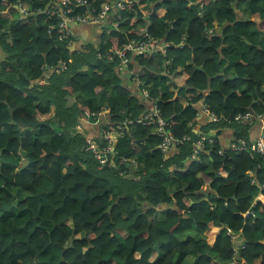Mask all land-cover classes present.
Segmentation results:
<instances>
[{
    "label": "trees",
    "instance_id": "1",
    "mask_svg": "<svg viewBox=\"0 0 264 264\" xmlns=\"http://www.w3.org/2000/svg\"><path fill=\"white\" fill-rule=\"evenodd\" d=\"M19 1L29 5L24 16ZM86 1L0 0V264H264L263 157L216 137L192 159L201 134L228 127L248 139L264 116V0H196L200 12L190 6L195 0H130L110 11L98 46L71 52L62 16H96L116 0ZM236 1L250 20L238 17ZM144 34L167 47L130 56L139 97L116 83L122 68L114 51ZM222 57L241 61L223 67ZM200 102L220 118L201 133L193 128ZM155 106L169 134L190 137L171 157L159 149L155 126L137 122ZM105 110L104 129L121 134L112 165L86 150L81 131L85 117ZM248 112L251 123L236 120ZM32 120L50 125L20 126Z\"/></svg>",
    "mask_w": 264,
    "mask_h": 264
},
{
    "label": "built area",
    "instance_id": "2",
    "mask_svg": "<svg viewBox=\"0 0 264 264\" xmlns=\"http://www.w3.org/2000/svg\"><path fill=\"white\" fill-rule=\"evenodd\" d=\"M74 1L78 4L88 6V3L86 0H74ZM66 2L68 1H65L64 4ZM130 2H131L130 0H116L112 4L105 3L101 11L98 12L96 16H92V14L89 13L88 11L83 15H78L72 18L62 16V19L58 23V27L61 30V32H63L66 36L73 37L72 31L69 25L70 21H75V22H79L82 24H89V23L103 24L106 21L107 16L112 9L122 10ZM14 7L18 9V11L21 13L22 16L26 15L27 12L29 11L28 8H25L24 1L17 2L14 5ZM52 14H54V12H52ZM114 25L117 26V23H115ZM166 47H167L166 43H161L159 40L154 39L153 37H150L147 34L146 35L144 34L142 39H140L137 43L130 42L124 45L122 48L115 50L114 55H116L120 59V63L118 66L123 69V68H127V66L129 65L131 61L130 56H136V55H141V54H148L150 56L152 55L155 56V54L158 52L165 53ZM170 65H171V60L168 59L165 63V68L163 67L165 71H167L168 73L171 69L169 68ZM65 67H66V64L61 62L58 66V69L61 71V70H64ZM144 92H143V96L147 97V94H144ZM203 107H204L205 113L209 116L211 120L213 121L220 120V118H218L216 115L211 113L204 104H203ZM254 117H255L254 115L247 113V114L236 116V120L244 121L245 123H251ZM262 117L263 116H258L256 117V119L262 118ZM137 122H142L147 125L152 124L155 126L154 131L161 137L159 148L162 152H167L171 147L178 146L179 144H182L184 141L190 140L189 136H185L184 138L179 139L169 134L167 128L170 126V124L167 120L160 117L159 111L157 110L156 106H155V109L153 110V115L150 117L149 120L138 119ZM127 123H131V121L129 119H126L123 122L122 127L125 126ZM263 126H264V122H263ZM120 128L121 127H119V129ZM107 133L108 132H104L103 137H102L104 140L107 141L108 143L107 146L100 147L99 146L100 144L97 142L96 138H93L91 136H88V137L86 136L85 141L87 145L85 148L86 150H90L93 153L95 158L99 160L100 164L112 165L113 162L110 159L109 154L114 152V148L112 147L111 140ZM207 140L210 143H213L215 141V139L211 137L210 135L202 136L200 140L196 142V146L192 154V159L198 158V153L201 150V148L204 147V144ZM227 148L228 149L231 148L233 151H239V152H242V151H245L251 148L252 152L262 156L264 159V136H262L261 138L255 141H250V142H248L246 139L231 141L227 145ZM132 162L134 163V160H132ZM234 263L236 264V261Z\"/></svg>",
    "mask_w": 264,
    "mask_h": 264
},
{
    "label": "crops",
    "instance_id": "3",
    "mask_svg": "<svg viewBox=\"0 0 264 264\" xmlns=\"http://www.w3.org/2000/svg\"><path fill=\"white\" fill-rule=\"evenodd\" d=\"M65 1H69V0H56L55 5L62 7V5L64 4ZM24 6H25V8L29 9L28 3L24 2ZM190 6L199 12H200V9L203 7V5L199 4L196 0L194 1V3L190 2ZM236 12L238 13V17L241 20H243V21L250 20V13L246 9V7L243 3H238L236 1ZM149 13H150V11L144 12L145 17H146L145 20L148 19ZM164 14H165V9L164 8L160 9V11L158 12V16H162ZM112 18H113V12H110L107 16L106 21L103 24H99V23L82 24L79 22L70 21L69 25H70V28H71V31L73 34V44L70 47L71 52L72 51H81L88 44H93L95 46H98L100 41H101L100 40L101 34L104 32L102 28L106 27V25L110 24L112 21ZM139 27L142 30H144L143 25L139 26ZM263 38L264 37L261 35L260 38L258 39V41L259 42L262 41ZM160 42L165 43V40H160ZM225 50L230 52L233 50V48L232 47H226ZM222 59H223V57H222ZM234 60L241 61V58L229 57L228 59H223L222 60L223 67H225L228 62H232ZM172 64L173 63H171L169 68L174 70ZM164 68H165V65H164ZM180 68H181V66H179V69ZM171 69H170V71H171ZM175 71H177V70L175 69ZM137 73L138 72L136 70L133 73V75H135ZM116 75L117 76L119 75L118 77L116 76V78L118 79V80H116L117 84L122 85L124 88H126L128 91H130L135 96L142 97V91L140 90L139 79L137 76L134 77L132 75V72H130L128 70V68H123L122 70L117 69ZM70 100H71V98H70ZM196 108L198 111V113H197L198 116L195 119L193 128L196 132H200V133L205 132L203 128H205V126H208L210 123H212L213 120H211L209 118V116L205 113L203 104L201 102L196 105ZM109 120H110V116L107 114L106 110L104 112H102L101 114H98V116H95V115H94V117H91V116L88 117L87 116L81 121V127H82L81 131L83 130L85 137L91 136L93 138H98L99 136L103 137L104 132H108L107 134L111 140L112 147L114 148V152H112L111 154L114 155L115 144L118 141V139L120 138L121 134L118 133L116 130L107 131L106 129H104V125H106L109 122ZM263 122H264V116L262 118H258L256 120H254L251 123L250 129L248 132V139L247 138H238L235 135L234 129L228 128V127H225L221 130L212 129L209 131L208 135L213 137L215 140L217 137L219 142L224 147H227V145L231 141H235V140L246 139L248 142L255 141V140L261 138L262 136H264ZM122 125H123V123H122ZM119 127L122 128V126H119ZM119 127H118V130H119ZM204 135L208 136L206 134H201L200 137L194 142L195 146H196V142L198 140H200V138ZM177 147L178 146H175V147L173 146L167 152H163V154L165 156L171 157L174 155V153H176ZM201 150H202V148H201ZM230 150H232V149L230 148ZM111 154H109V157ZM128 161H129L128 164H134L132 162V160H128Z\"/></svg>",
    "mask_w": 264,
    "mask_h": 264
},
{
    "label": "water",
    "instance_id": "4",
    "mask_svg": "<svg viewBox=\"0 0 264 264\" xmlns=\"http://www.w3.org/2000/svg\"><path fill=\"white\" fill-rule=\"evenodd\" d=\"M25 76L27 77L26 74H25ZM10 116H11L10 124L17 125V122L13 119V112L12 111L10 112ZM53 121L56 123L55 130L58 133H60L61 132L60 120L58 118H56ZM42 125H50V124L47 123V122H39L37 120H32L30 123H21L20 124V126L23 127V128L32 127V128H35V129L38 128L39 126H42ZM21 153L23 154L24 158L27 156L26 152H24L23 150H21Z\"/></svg>",
    "mask_w": 264,
    "mask_h": 264
},
{
    "label": "rangeland",
    "instance_id": "5",
    "mask_svg": "<svg viewBox=\"0 0 264 264\" xmlns=\"http://www.w3.org/2000/svg\"><path fill=\"white\" fill-rule=\"evenodd\" d=\"M20 14H21V13H20ZM42 83H43V81H42ZM144 94H147V91H146V90H145ZM72 100H73V101H72ZM76 100H77V98L74 97V98H72V99L70 100V102H69L68 104L71 106V105L74 104V102H76ZM248 113H250V112H248ZM246 114H247V113H246ZM250 114H251V113H250ZM239 115H242V114H239ZM239 115H237V116H239ZM252 115H253V114H252ZM238 121H240V120H238ZM112 149H113V148H112ZM11 160H13V161L15 162L14 158H12ZM25 162H26L25 159L22 157L20 160H17L15 164H18L17 166L19 167V166L23 165ZM112 162L114 163L113 160H112ZM128 162H129V161H128ZM172 185H173V188H172V189H175V187L178 186V183L174 181V182H172ZM21 194H23V193H21Z\"/></svg>",
    "mask_w": 264,
    "mask_h": 264
}]
</instances>
